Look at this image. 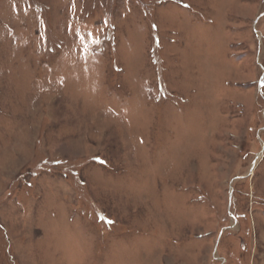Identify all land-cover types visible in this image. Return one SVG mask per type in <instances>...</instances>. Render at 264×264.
I'll use <instances>...</instances> for the list:
<instances>
[{
  "label": "rangeland",
  "instance_id": "374dc122",
  "mask_svg": "<svg viewBox=\"0 0 264 264\" xmlns=\"http://www.w3.org/2000/svg\"><path fill=\"white\" fill-rule=\"evenodd\" d=\"M0 264H264V0H0Z\"/></svg>",
  "mask_w": 264,
  "mask_h": 264
}]
</instances>
